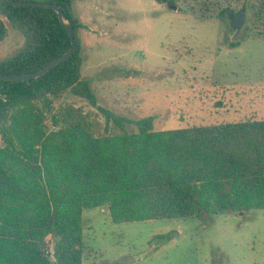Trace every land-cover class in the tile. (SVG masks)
Here are the masks:
<instances>
[{
  "label": "trees",
  "instance_id": "16d2710c",
  "mask_svg": "<svg viewBox=\"0 0 264 264\" xmlns=\"http://www.w3.org/2000/svg\"><path fill=\"white\" fill-rule=\"evenodd\" d=\"M18 1L60 6L77 47L39 78L0 81V264H83L85 210L104 208L114 223L264 210V119L156 130L154 115L119 116L99 105L92 81L83 78L79 33L86 25L74 1ZM231 1L190 0L198 19L234 13ZM0 16V42L8 27L25 38L0 60V75L35 73L72 47L52 9L0 0ZM254 31L264 39V0L255 4ZM66 92L105 117L104 135L79 109L56 108ZM177 234H159L150 244L159 248Z\"/></svg>",
  "mask_w": 264,
  "mask_h": 264
},
{
  "label": "rangeland",
  "instance_id": "374dc122",
  "mask_svg": "<svg viewBox=\"0 0 264 264\" xmlns=\"http://www.w3.org/2000/svg\"><path fill=\"white\" fill-rule=\"evenodd\" d=\"M73 1L86 25L79 33L82 75L92 81L100 106L135 120L154 115L156 130L264 119L257 0H232L234 13L208 19L195 17L190 0ZM8 29L0 60L25 41ZM66 106L79 109L93 132L104 135L105 117L90 103L66 92L56 108ZM83 215V264H264L263 209L131 223H114L104 208ZM170 231L178 234L169 243L150 244Z\"/></svg>",
  "mask_w": 264,
  "mask_h": 264
},
{
  "label": "water",
  "instance_id": "95a60500",
  "mask_svg": "<svg viewBox=\"0 0 264 264\" xmlns=\"http://www.w3.org/2000/svg\"><path fill=\"white\" fill-rule=\"evenodd\" d=\"M8 2L14 6L17 7H39V8H47L52 9L57 12L59 20L61 23L65 26V28L68 31V34L71 38L72 47L68 52H66L61 57L53 60L49 64H47L45 67H43L41 70L35 72V73H29V74H2L0 75V81H24V80H30V79H36L43 75H45L47 72H49L52 68L55 66L65 62L68 60L75 52L77 43L75 39V34L72 25L68 22L63 10L60 6L56 4L51 3H45V2H33V1H18V0H8ZM243 15H241L238 20L241 21V18Z\"/></svg>",
  "mask_w": 264,
  "mask_h": 264
},
{
  "label": "built area",
  "instance_id": "2783aa9c",
  "mask_svg": "<svg viewBox=\"0 0 264 264\" xmlns=\"http://www.w3.org/2000/svg\"><path fill=\"white\" fill-rule=\"evenodd\" d=\"M51 250H52V248L51 247H49L48 249H47V252H51Z\"/></svg>",
  "mask_w": 264,
  "mask_h": 264
},
{
  "label": "crops",
  "instance_id": "0c3cea01",
  "mask_svg": "<svg viewBox=\"0 0 264 264\" xmlns=\"http://www.w3.org/2000/svg\"><path fill=\"white\" fill-rule=\"evenodd\" d=\"M217 123H220V122H217Z\"/></svg>",
  "mask_w": 264,
  "mask_h": 264
}]
</instances>
